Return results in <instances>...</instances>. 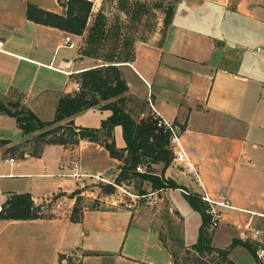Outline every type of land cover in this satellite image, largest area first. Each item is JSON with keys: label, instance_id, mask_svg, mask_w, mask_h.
Here are the masks:
<instances>
[{"label": "crops", "instance_id": "0c3cea01", "mask_svg": "<svg viewBox=\"0 0 264 264\" xmlns=\"http://www.w3.org/2000/svg\"><path fill=\"white\" fill-rule=\"evenodd\" d=\"M59 1L0 0V94L20 100L40 119H45L40 112H54L61 94L78 89L77 72L107 63L76 49L79 34L25 15L27 2L62 13ZM65 38L72 46L63 44ZM111 63L125 83L120 95L133 119L152 114L153 107L178 124L201 187L185 164L169 162L163 177L182 187L153 188L145 179L129 177L120 183L133 199L128 207L99 200L81 205L79 220L72 221L69 193L76 183H112L121 161L100 143L82 139L44 143L38 155H11L7 145L29 135L0 113V122L18 130L14 139L0 131V138L9 140L0 144V203L7 193L28 192L49 213L0 218V264H172L169 244L188 247L201 222L183 194L202 191L211 199L224 196L231 205L218 208L217 223L209 229L211 244L245 240L255 250L262 248L257 257L264 261V0H177L161 34L134 40L131 58ZM99 104L71 115L75 121L78 114L87 116L78 123L83 125L73 124L98 126L110 113ZM111 133L115 146L122 147L120 125ZM72 165L84 174L77 181L64 174ZM160 167L151 164L155 174ZM88 190L84 186L79 195L89 197ZM140 215L147 217L138 222ZM227 256L236 264H255L239 243Z\"/></svg>", "mask_w": 264, "mask_h": 264}, {"label": "trees", "instance_id": "16d2710c", "mask_svg": "<svg viewBox=\"0 0 264 264\" xmlns=\"http://www.w3.org/2000/svg\"><path fill=\"white\" fill-rule=\"evenodd\" d=\"M64 7L62 13L42 9L32 3H26L25 15L27 18L43 24L53 25L65 31L79 34L86 25L89 14L90 0H66L59 1ZM171 9L168 15L163 17L164 25L170 20ZM103 16L100 12L94 15L93 21L88 26L86 34L85 49L81 52L93 58H100L95 54L96 45L104 35ZM124 43H127L126 40ZM130 44V43H129ZM132 56V52L125 54L120 59L116 57L103 58L106 64L89 67L76 73L78 89L72 93L61 94L56 101L54 113L50 119H40L35 113L18 99H5L0 94V113H5L13 117L15 125L22 134L29 137L35 136L36 143L30 152L21 150L18 154L22 157L24 153L38 155L44 143H76L78 140L96 141L103 145L110 156L119 159L118 172L113 178V182L119 184L120 181L129 177H138L149 181L151 187H182L170 178L163 177L162 170L169 163L170 149L168 144V134L166 131L155 125V119L151 114H146L133 119L123 105V96L120 94L125 89V83L119 76V71L112 61H126ZM115 99L107 100L111 96ZM100 100H106L99 104ZM99 104V107L108 108L110 113L99 120L98 126H75L72 123L71 115L92 105ZM120 125L121 136L124 142L122 147H116L112 137V127ZM25 137L22 141L28 142ZM9 140L0 138V144ZM9 144L21 146V143ZM39 143V144H38ZM160 162V172L155 174L151 167L152 163ZM144 165V168L137 170L135 167ZM142 169V170H141ZM107 186L104 191L111 192L112 183H101ZM112 185V186H111ZM79 188L75 187L70 191L69 196H74V203L69 213V219L79 220L81 206L77 202ZM188 204L197 210L201 217V222L197 229V235L186 250L195 254L204 252H215L219 257L229 264H236L228 256L230 248L239 243L247 248L253 256L255 264H264L255 252V247L247 241L232 238L224 247H216L211 244L208 225V214L205 211L206 205L200 200L195 192L183 194ZM44 214L40 204H34L28 192H10L9 198H5L0 203V218H32ZM93 253V252H92ZM171 255V254H170ZM172 259V257H171ZM173 264V259H172Z\"/></svg>", "mask_w": 264, "mask_h": 264}, {"label": "rangeland", "instance_id": "374dc122", "mask_svg": "<svg viewBox=\"0 0 264 264\" xmlns=\"http://www.w3.org/2000/svg\"><path fill=\"white\" fill-rule=\"evenodd\" d=\"M176 1L177 0H90L91 5L88 17L86 19V25L82 32L79 33L80 36L78 37V47L76 49L81 53L85 47H87L86 34L88 26L93 21L94 15L97 12H100L104 21V35L98 45L95 44V54L100 57L98 59L101 61H104L103 58L108 57H116L120 59L125 54L132 52V44L134 40L149 39L155 32L161 34L162 29L165 26L163 17L165 13L168 15L170 9L172 11L170 14L171 17ZM61 8L64 10L63 6ZM125 40L127 43H124ZM40 113L43 115L42 118L48 119L52 118L54 112L51 110L50 112ZM78 115L79 117L76 119V121L73 119L72 123L78 124L79 122H84L87 120L86 115ZM0 131L3 133V135H7L13 139L18 134L17 128L14 127L12 123H7L5 121L0 122ZM27 141L28 142L22 141L23 143H21L20 147H9V154L18 155L21 150L30 152L32 147L37 144L35 136L33 135L27 138ZM140 166L141 168H144V165ZM122 182L125 183L127 180L124 179L123 181H120V183ZM84 186H86L87 189L92 190V192L89 193L91 194L89 197L78 195V204L80 206L85 204L94 205L98 200L92 197V195L95 194L97 185L94 181L88 180L85 182ZM98 187L101 191H104V188H107V186H103V184H98ZM123 187L126 188L125 185H123ZM110 189L112 190L111 192H113L115 187L112 186ZM53 197L54 195L51 198L53 199ZM84 198H87L88 200ZM123 198L126 200V202L133 201L130 199L129 195L125 193L123 194ZM200 200L202 199L200 198ZM44 214L49 213L44 212ZM146 217V215H140L137 217V221L141 222L142 219H145ZM168 249L173 259V264H229L213 251L195 254L190 250H186L181 244L176 243H170Z\"/></svg>", "mask_w": 264, "mask_h": 264}, {"label": "built area", "instance_id": "2783aa9c", "mask_svg": "<svg viewBox=\"0 0 264 264\" xmlns=\"http://www.w3.org/2000/svg\"><path fill=\"white\" fill-rule=\"evenodd\" d=\"M63 2V1H61ZM2 44H3V40L2 38H0V49L2 48ZM63 44L67 45V46H72V43L70 40H68L67 38H65L63 40ZM153 118L155 119V125L159 128H161L162 130L166 131L168 134V144H169V149H170V160L169 162L174 163L175 165H179L182 166L183 164H185L186 168H187V172L188 174L194 179V181L201 187L200 185V180H199V176L197 173V169L196 167L192 164V162L188 161L187 156H186V152L183 148V146L180 143L179 140V135H178V131H179V126L176 122H174L171 119H167L161 115L158 114V112L152 107V114ZM9 161H12L14 158L13 157H8ZM137 170H140L139 166L135 167ZM65 175H69L70 177L75 178V181H77L80 176H83L84 174H82L81 172L78 171L76 165H72V170L69 172H64ZM89 177H93L94 179L97 180H101V177L94 174V175H88L85 174ZM83 179H81L78 183H76V187L79 188V193H82V190H84V185L85 182L82 181ZM115 189L113 192H109V193H105L102 192L98 187H97V192L92 195V197L96 198L98 201H104L107 202L111 205H118V204H123L126 207H128L130 205L129 202H126V200H124L123 198V194H128L130 199H131V195L129 193L126 192V190L124 189L123 186H121L120 184H116L113 183ZM182 192H186V190H184L183 188H181ZM92 190H88V193H91ZM122 193V194H121ZM91 194H89L90 196ZM10 193L6 194V197L9 198ZM140 196H144V194L139 195ZM138 196L134 197L137 198ZM200 198L202 199V201H204L206 208L205 211L208 214V225L207 228L210 229L212 228L216 223H217V219L219 216V207H231L229 200L222 196L218 199H211L204 191H202V193L200 194ZM133 200V199H132ZM246 229H249V222H246L244 224ZM253 233H257L258 230L257 229H253L252 230ZM256 255L260 256L262 253V248L258 247L255 250Z\"/></svg>", "mask_w": 264, "mask_h": 264}]
</instances>
